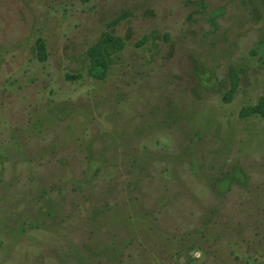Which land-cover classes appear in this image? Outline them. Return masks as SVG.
Masks as SVG:
<instances>
[{
    "label": "rangeland",
    "instance_id": "rangeland-1",
    "mask_svg": "<svg viewBox=\"0 0 264 264\" xmlns=\"http://www.w3.org/2000/svg\"><path fill=\"white\" fill-rule=\"evenodd\" d=\"M262 97L264 0H0V264H264Z\"/></svg>",
    "mask_w": 264,
    "mask_h": 264
},
{
    "label": "trees",
    "instance_id": "trees-1",
    "mask_svg": "<svg viewBox=\"0 0 264 264\" xmlns=\"http://www.w3.org/2000/svg\"><path fill=\"white\" fill-rule=\"evenodd\" d=\"M36 45L38 58L43 61L46 58L44 43L41 39H38ZM106 45H113L118 49L122 46V41L120 37L114 35L113 33L104 31L101 36L86 50V55L88 58L87 73L89 74V76L95 79H103L108 71V62L104 53V47ZM67 77L77 78L78 76L67 75ZM229 79L230 85L228 90L226 91L227 100L231 99L238 85V77L233 68H230L229 70ZM240 114L242 116L257 115L264 118V97L260 98V100L255 105H247L242 107L240 110Z\"/></svg>",
    "mask_w": 264,
    "mask_h": 264
}]
</instances>
